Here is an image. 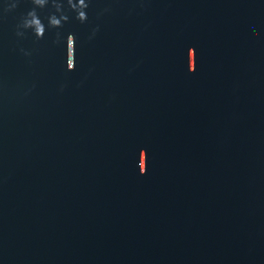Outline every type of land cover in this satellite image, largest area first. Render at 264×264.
<instances>
[{"label":"water","instance_id":"1","mask_svg":"<svg viewBox=\"0 0 264 264\" xmlns=\"http://www.w3.org/2000/svg\"><path fill=\"white\" fill-rule=\"evenodd\" d=\"M0 264H264V0H0Z\"/></svg>","mask_w":264,"mask_h":264}]
</instances>
